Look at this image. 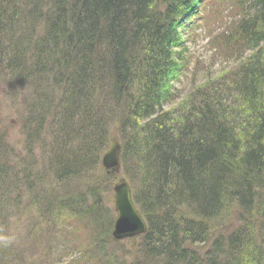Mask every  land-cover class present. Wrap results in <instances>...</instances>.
Instances as JSON below:
<instances>
[{
  "label": "trees",
  "instance_id": "trees-1",
  "mask_svg": "<svg viewBox=\"0 0 264 264\" xmlns=\"http://www.w3.org/2000/svg\"><path fill=\"white\" fill-rule=\"evenodd\" d=\"M197 22L232 63L185 86ZM0 92V264H264V0H0Z\"/></svg>",
  "mask_w": 264,
  "mask_h": 264
},
{
  "label": "rangeland",
  "instance_id": "rangeland-1",
  "mask_svg": "<svg viewBox=\"0 0 264 264\" xmlns=\"http://www.w3.org/2000/svg\"><path fill=\"white\" fill-rule=\"evenodd\" d=\"M196 26H192L190 30V37L185 42L184 46L186 48L185 55L189 59L190 67L185 77L182 78V85H187L191 83H198L202 78L206 76H214L216 73L222 72L231 65L232 61L219 55L216 51L211 48L208 42L209 37L207 34V29L204 23H195ZM196 71V72H195ZM0 117L4 124L9 123L11 127L8 133V142L14 148L17 149L21 144V137L18 134V126L16 123V117L10 104L5 100L3 93L0 92ZM115 133L111 134L110 141L116 140ZM114 182L118 183L120 179H123L121 172L119 171V165L114 172ZM107 205L113 211V192L111 191L107 197Z\"/></svg>",
  "mask_w": 264,
  "mask_h": 264
},
{
  "label": "water",
  "instance_id": "water-1",
  "mask_svg": "<svg viewBox=\"0 0 264 264\" xmlns=\"http://www.w3.org/2000/svg\"><path fill=\"white\" fill-rule=\"evenodd\" d=\"M120 146L113 140L101 158V164L106 170L116 171L119 164ZM113 209L115 218L111 235L115 240L134 237L146 231V224L137 211L131 190L125 180H120L113 188Z\"/></svg>",
  "mask_w": 264,
  "mask_h": 264
}]
</instances>
